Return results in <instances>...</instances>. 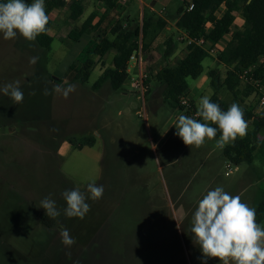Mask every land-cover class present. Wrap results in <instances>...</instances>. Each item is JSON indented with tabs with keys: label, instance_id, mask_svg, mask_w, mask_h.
<instances>
[{
	"label": "rangeland",
	"instance_id": "374dc122",
	"mask_svg": "<svg viewBox=\"0 0 264 264\" xmlns=\"http://www.w3.org/2000/svg\"><path fill=\"white\" fill-rule=\"evenodd\" d=\"M113 1L115 6L109 10L104 0L86 2L76 22L69 19L67 8L54 10L49 52L20 35L4 40L0 33V87L19 80L24 92L20 104L0 93V264H202L190 228L192 215L207 192L223 187L255 209L262 198V158L257 156L251 165H235L223 155L232 142L221 149L216 147L219 138H205L196 148L175 135L177 117H191L192 112L188 115L186 109L172 107L154 76L164 66H176L186 54L187 45L178 40L172 20L180 0ZM143 12L152 13L154 20L167 19L170 28L143 51L148 91L141 96L129 80L117 91L108 83L93 91L101 61L107 67L112 60V53L102 60L93 55L100 37L111 38L109 30L117 21L129 20L127 28L137 27ZM91 13L97 18L105 15L99 29L79 43L67 40L69 31ZM242 26L237 13L230 34L217 48L224 49L231 33ZM210 27L207 24V30ZM169 37L174 38L176 48L165 59ZM32 56H39L35 65L29 63ZM87 58L96 62L88 81H72L74 72L67 74L68 68L78 70ZM202 65V74L187 80V98L196 109L199 98H211L215 92L210 84L214 71L221 85L220 103L228 107L237 103L243 111L258 115V95L245 96L246 81H240L234 91L225 86L232 66L220 63L217 55H209ZM56 84H74L76 90L65 99L62 93L51 91ZM45 88L49 95L44 94ZM246 122L248 133L252 121ZM259 137L264 138V129ZM89 138L94 144L81 149L69 143ZM226 164L236 166L237 171L225 176ZM92 181L104 186L103 198L87 201L91 211L83 220L64 216L62 193L78 188L88 196L87 184ZM49 195L61 212L55 220L40 207ZM61 225L76 240L71 248L61 243ZM259 225L264 227V223ZM207 264L220 262L210 258Z\"/></svg>",
	"mask_w": 264,
	"mask_h": 264
},
{
	"label": "trees",
	"instance_id": "16d2710c",
	"mask_svg": "<svg viewBox=\"0 0 264 264\" xmlns=\"http://www.w3.org/2000/svg\"><path fill=\"white\" fill-rule=\"evenodd\" d=\"M104 1L107 10L115 6L113 0ZM190 1L193 4V8L188 11V3L185 0H180V5L172 20L177 30L185 33L191 40L203 37L213 44L220 43L230 34L236 20V14L240 13L242 16V28H236L231 33L230 41L217 54V59L220 63L228 67L232 66V70L228 72L224 84L230 91H234L240 83V74L264 57V0ZM5 2L7 1H0V3ZM26 2L30 4L33 0H26ZM154 4L152 2V6ZM45 5L46 14L49 16V23L46 26L47 31L38 35L35 43L39 48L49 52L54 40L49 33L53 24L51 13L54 10L67 8L69 19L76 22L83 15L84 6L82 0H45ZM221 8L224 9V12L218 17V12ZM104 16L97 18L95 13H91L79 27H74L69 31L66 39L73 43H79L84 38L88 39L92 33L99 29ZM166 24L167 22L164 19L158 18L154 20V16L150 12H143L138 26L133 29L127 28V26H130L129 20L126 22L117 21L109 30L111 38L108 36L100 37V41L93 49V55L98 57L99 60H102L108 53H113V56L110 66L106 67L101 61L102 73L91 89L98 91L106 83L110 85L113 91L121 89L127 81L128 61L130 56L138 49L139 37L141 36L142 49L145 51L165 28ZM207 24H211L208 30L206 28ZM174 46V38L169 37L165 41V51L163 53L165 59H169L174 54ZM207 57H209V54L203 48L191 43L187 45L185 56L178 61L176 66H164L156 72L154 78L162 85L163 97L166 101L173 104L171 105L172 107L182 109L179 105V100L182 97H187L189 92L187 80H195L202 74V63ZM95 65V61L87 58L78 70L70 66L67 74L74 72L71 80L84 84L88 81ZM263 72L264 60L253 72V78H262ZM49 78L52 79L50 76ZM149 81V76H146V86H148ZM210 84L215 90L210 98L211 101L218 104L223 111H227L229 107L221 104L217 95L221 85L214 71L210 72ZM248 86L245 96L257 90L253 85ZM189 104L190 108H187L186 111L188 115L192 112L191 117H193L197 109L191 100H189ZM252 112L244 111L245 120L252 121V131L241 138L237 137L234 142L227 145L223 150L224 157L235 165L243 163L251 165L257 156L264 160V138L260 139L259 137L264 129V111L255 116ZM195 119L204 122L201 117ZM208 123L212 127H218L211 122ZM219 136L220 132L218 131L215 138H219ZM94 142L93 138L85 139L78 144L73 140H69V143L77 149L92 146ZM256 222L257 224L264 223V190L256 208Z\"/></svg>",
	"mask_w": 264,
	"mask_h": 264
},
{
	"label": "clouds",
	"instance_id": "9594fccd",
	"mask_svg": "<svg viewBox=\"0 0 264 264\" xmlns=\"http://www.w3.org/2000/svg\"><path fill=\"white\" fill-rule=\"evenodd\" d=\"M49 16L46 14L45 0H7L0 3V33L4 40L15 39L22 36L28 42H35L38 35L47 31ZM39 56L29 58V63L35 65ZM76 90V85H53L51 91L62 93L65 99ZM0 93L8 96L15 104L24 100V92L21 82L15 80L0 87ZM35 94L34 92L32 93ZM44 94L49 95L50 90L45 88ZM196 117H201L204 122L193 117L180 114L175 124L178 136L186 146L194 145L196 148L205 143V138L212 140L220 132L216 140V147L223 149L229 142H234L237 136L247 134L248 124L244 118V111L237 103H232L227 111L213 103L209 96H203L198 100ZM208 122L217 125L212 127ZM157 145L153 144L155 149ZM85 195L80 189L65 190L62 193L66 202L63 210L67 218H79L83 220L91 211L93 202L103 198L104 186L95 181L87 184ZM40 207L50 219L55 220L61 215L56 201L51 195L40 201ZM191 233L194 243L199 245L202 253V264H207L210 258H218L220 264H264V227L256 222V209L242 202L239 195L233 196L223 187H216L207 192L199 201L198 207L191 218ZM61 243L71 248L75 238L64 225L60 227Z\"/></svg>",
	"mask_w": 264,
	"mask_h": 264
},
{
	"label": "built area",
	"instance_id": "2783aa9c",
	"mask_svg": "<svg viewBox=\"0 0 264 264\" xmlns=\"http://www.w3.org/2000/svg\"><path fill=\"white\" fill-rule=\"evenodd\" d=\"M188 3L187 9L188 11L193 8V4L190 0H185ZM150 11L153 12L154 10L150 8ZM211 26V24H210ZM179 41L186 43V45H189L191 43H195L197 46L203 48L209 55L214 56L217 55L220 51L223 49L217 48L218 44H213L210 41L206 40L205 38L201 37L199 39L191 40L189 39L185 33L181 34L178 38ZM264 57L260 58L259 61L249 67L248 69L244 70L240 74V81H246L249 85H253L257 90L254 92L258 95V107H257V113L260 114L264 111V72L262 73V78L255 79L253 78V72L257 69V67L263 62ZM143 64H144V53L141 45V36L139 37L138 41V49L135 51L129 58L128 61V67H127V74L130 82L131 88L136 90L141 96L144 95L145 92H147L148 86L145 85V78L146 75L143 73ZM132 73H134L132 75ZM263 79V80H261ZM179 105L184 108H190L189 99L187 97H182L179 100ZM193 114L194 118H198ZM225 176H229L232 173L237 171V167H232L229 164H226L225 167Z\"/></svg>",
	"mask_w": 264,
	"mask_h": 264
},
{
	"label": "crops",
	"instance_id": "0c3cea01",
	"mask_svg": "<svg viewBox=\"0 0 264 264\" xmlns=\"http://www.w3.org/2000/svg\"><path fill=\"white\" fill-rule=\"evenodd\" d=\"M89 1H91V0H82V4H83V6L85 5L86 2H89ZM140 2H142V0H140ZM84 11H85V9H84ZM219 11H220V10H219ZM223 12H224V11H222V13H223ZM222 13L219 14L218 17H220V16L222 15ZM141 17H142V16H141ZM140 20H141V18H140ZM164 20H166V22H167V19L164 18ZM164 29H165V30H170V28L168 27V24H166V26H165ZM164 29H163V30H164ZM175 29H176V31L178 32V34H180V35L183 34V32L177 30L176 27H175ZM163 30H162V31H163ZM155 40H156V39H155ZM155 40H154V41H155ZM154 41L152 42V44L154 43ZM174 47L176 48V42H175V46H174ZM112 56H113V53H112ZM101 73H102V70H101ZM106 84H107V83H106ZM224 174H225V173H224ZM229 176H230V175H229ZM256 206H257V205H256ZM73 253H77V252L74 251ZM74 260H76L75 256H73L72 261H74ZM229 264H234V262L230 260V261H229Z\"/></svg>",
	"mask_w": 264,
	"mask_h": 264
}]
</instances>
